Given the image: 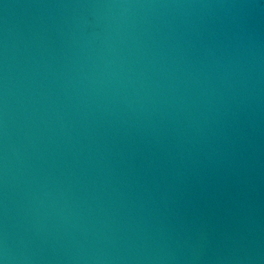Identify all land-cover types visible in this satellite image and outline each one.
Masks as SVG:
<instances>
[{
	"label": "water",
	"instance_id": "obj_1",
	"mask_svg": "<svg viewBox=\"0 0 264 264\" xmlns=\"http://www.w3.org/2000/svg\"><path fill=\"white\" fill-rule=\"evenodd\" d=\"M0 264H264V0H0Z\"/></svg>",
	"mask_w": 264,
	"mask_h": 264
}]
</instances>
